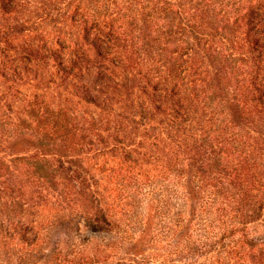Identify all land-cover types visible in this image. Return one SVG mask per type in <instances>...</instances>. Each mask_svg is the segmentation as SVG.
Instances as JSON below:
<instances>
[{
  "label": "rangeland",
  "instance_id": "obj_1",
  "mask_svg": "<svg viewBox=\"0 0 264 264\" xmlns=\"http://www.w3.org/2000/svg\"><path fill=\"white\" fill-rule=\"evenodd\" d=\"M141 48L181 60L190 93ZM214 50L243 61L226 68ZM214 129L239 141L229 172L264 238V0H0V264H206L187 251L181 194L162 193ZM198 210L196 227L214 211ZM221 212L216 236L233 225ZM104 214L110 232L91 233Z\"/></svg>",
  "mask_w": 264,
  "mask_h": 264
},
{
  "label": "trees",
  "instance_id": "obj_2",
  "mask_svg": "<svg viewBox=\"0 0 264 264\" xmlns=\"http://www.w3.org/2000/svg\"><path fill=\"white\" fill-rule=\"evenodd\" d=\"M172 5L174 4H167L161 11H169L170 7H175ZM154 11H159V9H154ZM222 23L221 21L220 24L222 25ZM223 29L225 34L232 38H238L240 35V28H238V26H229L227 23H224ZM141 50L145 52V56L148 59H154L153 57L158 56L161 60V65L157 67L156 70L159 72L162 70L163 74L166 73V75H162V78L166 81H171L176 87H179L183 93L188 94L190 86L184 76L181 60L170 59L161 54L154 56L151 50L145 48H141ZM212 53L214 61H219L220 64L225 65L226 68L232 69L235 63L243 61V59L236 57L234 54L229 53V51L223 53L222 51L214 50ZM143 59L141 57H131V60L137 62ZM234 112L238 113V110H234ZM50 115L54 117V119L59 120V132H61L62 137L69 139L77 135V126L72 122L67 112L62 110L60 112H55L52 110ZM211 132L212 133H207L204 137L195 140L198 150L196 153L198 155H206L207 157L202 160L196 158L193 160L191 159L194 162L189 164L188 170L184 171L185 166H183L182 169L178 170L176 173L179 175L178 177L174 178L170 175V179L169 177L166 178L167 180H164L166 186L162 195L165 196L166 193L175 191L176 195L181 194L182 205L187 209L189 208L190 218H186L182 223L186 229V231H184V233H186L184 238L188 240V244L192 243L191 249L189 248L187 251H193V253L189 254L195 259L193 261L194 263L198 262L203 256H208V254L212 253L211 257L206 261V264H264V238L252 237L250 227L246 226L245 223V219H248L254 214V209L251 208V199L245 194L242 196L235 191L236 187H234L233 183L235 182L234 179H236L237 171L234 168L236 172L235 175L229 172L231 158L242 160V151H240L239 141L234 137L216 133L215 129L211 130ZM43 133L44 132L40 133L42 139L41 146L43 145L46 147L44 142L46 141L47 133ZM44 163L37 166L38 170H42L41 172L47 168V165L44 166ZM229 176L230 180H228ZM174 179H176V183L172 184L171 180ZM217 184L227 185L229 190H234V192L232 193L226 190L224 186L220 187ZM157 200L160 202V199ZM205 204L211 205L212 210H214L211 211L213 215L209 217L204 215L196 227L192 219L200 214L198 209ZM221 209L223 214L220 211ZM216 212H221L220 217L224 219V222L227 220L233 224L232 227L229 228V233H227L224 228L223 230L225 231H221L222 233L218 231L219 235L217 236L212 233L215 231L213 226L215 219H217L214 214ZM109 218H112L110 214L108 216L104 214L95 219L91 218L86 221L87 223H85V226L91 233H108L113 223ZM143 234H148L145 223ZM238 234L241 235V239H238ZM191 239L193 240L191 241ZM121 240L123 242L125 241L124 234H122ZM120 243L125 245L122 242ZM129 244L136 245L133 244V241H130ZM80 245H83L82 242ZM199 249L204 251V253H199ZM122 261L123 260H121V262ZM121 262L119 264H127Z\"/></svg>",
  "mask_w": 264,
  "mask_h": 264
}]
</instances>
